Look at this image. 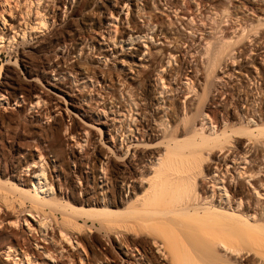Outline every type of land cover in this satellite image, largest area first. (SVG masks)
I'll list each match as a JSON object with an SVG mask.
<instances>
[{"label": "bare ground", "instance_id": "6f19581e", "mask_svg": "<svg viewBox=\"0 0 264 264\" xmlns=\"http://www.w3.org/2000/svg\"><path fill=\"white\" fill-rule=\"evenodd\" d=\"M190 1L194 0L175 4L171 0H47L43 10H36V28L46 27L50 33L40 39H37L38 34L30 35L28 39L32 42L24 44L19 53L29 78L40 79L47 75L45 83L55 91V98L46 94L48 99L43 98L36 87L22 83L15 74L7 76L6 85L16 93L27 91L23 102L28 101L29 107L35 99L49 104L43 117L54 118V121L35 132L32 149L36 148V152L22 148L23 145L14 146L15 154L21 159L15 162V167H9L8 180H5L9 185L0 183V255L8 259L13 257L11 264H39L37 251H42L45 264H77L71 251L78 249L84 233L93 241L90 248L85 249V245L82 251L87 253L88 250L97 264H264V214L259 212L256 219V212L252 215L247 208L242 211L223 208L211 200L215 191L211 195L207 192L208 177L214 184L223 182L222 173L218 172L222 167L224 169L218 163L221 157L225 160L231 154L241 159L256 151L258 146H264V99L256 114L257 121L239 118L238 122L235 116L238 106L233 105V116L229 100H221L224 94L216 95L220 90L215 88L212 80L221 69L224 56L233 53V47L241 39L233 42L220 38L211 42L206 38L200 45L204 49L201 53L204 69L196 65L190 67V60L188 63L183 61L185 52L182 55L176 44L181 43L182 48L188 44V38L180 39L174 29V19L163 21L155 10L164 13L163 7H168L176 15L179 10L188 11ZM207 4L206 0H196L195 8ZM63 8L71 12L66 22L62 19V15H66L62 13ZM123 10L126 16L121 18ZM167 18H170L169 14ZM139 19L144 21V27L139 24ZM1 21L2 25L8 22L5 18ZM118 21L127 28L126 33L116 36L117 26H108L117 25ZM53 25L57 27L51 30ZM85 28L95 33L105 29V33L95 38L84 33ZM78 35L82 39L76 40ZM24 36L25 33L21 37ZM3 38L1 33L0 42ZM15 38L10 37L8 41L11 43ZM148 40L160 44L153 49ZM137 41L141 42L137 44ZM104 42L111 48L119 46L114 54L126 47L119 61L113 63V67L119 66L117 75L91 68L92 58L97 59L94 61L97 64L110 55H103ZM48 52L54 54L43 56ZM178 53L180 59L175 60ZM35 54L43 55L36 65H32L30 56ZM140 57L145 58L139 62ZM73 60L75 62L69 64ZM174 62L179 63L176 76L182 78L179 81L184 82L185 94L167 99L161 72ZM125 64H128V72L120 75ZM52 77L68 80L51 84ZM79 78L88 81L89 85L102 84L101 89H114L116 93H98L95 98L101 100L94 107L80 108L78 104L88 101L92 91L75 95L73 83L80 82ZM189 91L196 95L186 101ZM34 95L38 98L34 99ZM65 98L79 115L92 114L90 118L99 110L98 103H108L104 113L107 110L115 114L110 124L99 122L102 114L95 115L100 128L112 131L110 137L113 140H116L115 133L122 131L118 144L114 148L108 147L115 158L109 157L106 149L97 147V141L96 144L89 141L83 154L73 149L76 145L82 147L79 141L71 145L72 149L64 148L63 133L68 132L70 138H74L81 132L87 134L91 128L86 125L84 127L88 129L80 130L74 124L68 126L64 118L69 119L71 115L65 114V117L63 108L59 107L61 99ZM122 99L124 104L120 103ZM50 106L59 116L55 117ZM213 106L216 111L212 110ZM67 110L68 106L65 113ZM251 124L256 125L252 128ZM246 142L251 143L247 151L244 149ZM119 150L121 152L117 153ZM130 158L136 159L135 162ZM44 161L47 163L41 165ZM48 165L51 173H48ZM72 165H76V172ZM217 173L219 177L214 178ZM261 173L259 167H251L245 173L240 169L237 177L249 175L253 178ZM25 174H30V178ZM230 180L232 182L233 177ZM231 182L221 184L219 192L233 201L251 205L245 184L232 186ZM257 185L263 187L264 180L251 183L255 193ZM8 209L15 210L19 216L14 217ZM20 223L26 227L25 234L18 237L4 233L19 227ZM32 233L40 236L32 240L29 238ZM56 233L62 239L59 240ZM100 233L106 236L104 242L98 236ZM64 241L71 245H64ZM106 241L111 248L104 247ZM47 243L60 245L61 252L50 249ZM65 246L69 250L64 255ZM18 251L22 258L17 261L20 253L14 254ZM84 259L79 255L77 261L94 264L89 258ZM6 260L2 257V261Z\"/></svg>", "mask_w": 264, "mask_h": 264}, {"label": "rangeland", "instance_id": "374dc122", "mask_svg": "<svg viewBox=\"0 0 264 264\" xmlns=\"http://www.w3.org/2000/svg\"><path fill=\"white\" fill-rule=\"evenodd\" d=\"M5 1H7V3H3L4 0H0V21L3 20L4 18L6 19V21H8V22H5L3 25H2V21L0 22V34L2 33V36L4 37L0 42V96H1L0 97V101H1L0 102V180H1L0 183L3 182L2 183L3 185L8 186L9 183L6 184L5 180L6 181L8 180L7 176L9 175L10 170L16 166L18 159H21L17 154H15L14 146L17 144L19 146L23 145L22 148L24 147V149L30 150L31 152L32 151L36 152L37 151L36 148L32 149V145L33 146L35 145V143H34L35 142V138H34L35 132L37 130H41L43 127H46L47 124H51L54 121V118H46V117L44 118L43 117V115L45 113L44 111L47 107H49V104H46V102L44 103V102L37 101L35 98H38V95H36V96L34 95L35 102H34V104H32V106L29 107L28 101H26L24 103L23 100L26 96V93L28 94V92L23 91L20 93H16V92H14V90H11V88L8 85H6L8 82L7 76L12 75V74L17 75L22 83H24V84L29 83L33 87H36L39 90L40 96H42L45 99H48V98H46V96H49V98L54 99L55 97L53 95H55L56 93L50 87H48V85L45 83V79H46L47 75L40 76V79L29 78V76L26 74V70L23 68V63L21 62L22 56L19 53L21 51L20 48H22V46L24 44H26L28 42L29 43L32 42L30 39H28V37L30 35L38 34L37 39H40V37L44 38L47 35H49L50 31L47 30L46 27H43V28L38 30L35 26L36 23H34V21L37 19V17L35 16L36 10L37 11L43 10V8L45 7V4L47 3V0H40V1L39 0H5ZM171 1H172V3H174V2L179 3V2L184 1V0H171ZM206 1H208V4L206 6L199 5V8H197V9L195 8L196 0L190 1L191 2L189 4L190 9H188V11L185 10V12L179 10V12L176 13V15L172 14L171 13L172 11H170L168 9V7H163L164 13L160 12V10H155V13L161 20H163V21L165 20L166 22L167 21L169 22L171 19H174V29H176V35L180 39H184L186 37L188 38V40H187L188 44L183 45L182 48H181V46H182L181 43L176 44V46L182 55H183V52H185V58H183L184 62L188 63L189 60L192 61V64H190V67L191 66L195 67V65H196L197 68L204 69V65H203L204 58L201 56V53L204 49L200 48V45L205 43L204 41L206 38L208 40H210L211 42L218 40L220 38H223L226 41L231 39L233 42L241 39L240 42L233 47V49L235 51L233 53H230L229 56H226V55L224 56V62L222 63L223 65L221 66V69L216 72L215 78H214V80H212V82H213V85L215 86V88L220 90L218 93H216V95H218L219 93L224 94V96L221 98V100L224 101V100L228 99L229 102L231 103L232 106H230L229 109L233 113V116H234L233 105L238 106V108H239L238 113H235L236 118H238L237 119L238 122H239V118H242L244 120L249 118L253 121H257L258 118H257L256 114L262 106V104H261L262 99H264V85H263L264 84V0H217L216 2H215V0H213V1L206 0ZM142 2H143V0H142ZM209 4H212V5H209ZM230 5H231V7H230ZM162 6H164V3L162 4ZM10 9H11V11H10ZM125 9L126 8H124V10ZM225 9L228 11V12H226L227 14L224 13ZM25 10H27L28 12ZM62 10H63L62 13L63 12L66 13V15H64V14L62 15L63 22H66V19L71 14V12H69L67 10V8L66 9L63 8ZM124 10H123V13L121 15V18H122V16H126V12ZM198 11H199V13H198ZM26 12L28 13V15H26ZM168 14L170 15L169 19L167 18ZM12 16H13V20H12ZM21 16H23V17H21ZM128 16L130 18V14ZM222 16H223V18H221ZM9 17H11V20H9ZM185 17H186V19H185ZM126 18H128V17H126ZM225 18H226V20H225ZM211 20L213 22H211ZM138 22L140 25H142L144 27V25H143L144 21L143 20L139 19ZM57 25H53L52 27H50V29L54 30L57 27ZM116 26L118 28L116 31V36H118L119 34L126 33L127 26H122L121 24H119V21L117 22V25L113 26V25L109 24L108 27H116ZM192 26H194V27H192ZM220 27H221V29H220ZM30 28L31 29L35 28V29L31 30ZM124 28H125V30H124ZM129 28H130V26H129ZM219 29H220V31H219ZM246 30H247V32H246ZM96 32L97 33L91 31L88 28L84 29V33H86L88 36L91 35L95 38H98L99 35L104 34L105 29H103V30L101 29L100 31H96ZM243 32H245V33H243ZM22 33H23V35L25 33L24 38H22L23 37ZM195 33H197V34H195ZM13 36H14V38L15 37L16 38L14 41L11 42L12 43L11 44L10 41H8L9 40L8 38L13 37ZM79 39H82V37H80L78 35L76 40H79ZM148 41H149V44L151 45L150 47H153V49H154V47H158L160 44V43L155 44V43L151 42L150 40H148ZM13 42H14V44H13ZM138 42H141V41H137L136 43L138 44ZM102 44L105 47L103 50L104 51L103 55L108 56V53L110 55L107 57L106 60L101 58L103 60H99V62L97 64L94 62L97 59L92 58L90 60V63L92 64L91 68L93 70H96L97 72H100L103 70L105 72H108V71L111 72L112 71L111 73H113L114 75H117L119 66L113 67V63H114V60H115V62L119 61L118 58L121 56V54L126 52V47L124 49H122L121 51H117L118 52L117 54H114V52H116V50H119L118 45L111 48L110 44L108 45V43H106V42H104ZM58 51L60 52V50H58ZM129 51L131 52L132 48ZM51 53L52 52H48V53H44L45 55H43V54L42 55L48 56V55L54 54V53H52V54ZM42 55L37 56V54H35V55L30 56L31 64L36 65L37 62L39 61V57ZM180 56H181L180 53H178V55H176V57H175V60L176 59L179 60ZM144 58L145 57H142V58L140 57V58H138V61L140 62V61L144 60ZM74 62H75V60H73L69 64H72ZM126 65H128V64L124 65V69L120 71V75H123L125 72H128V69H126ZM98 68L101 70H99ZM179 68H180L179 63L174 62V63H170L169 66H166V68L163 69L161 72V75L163 76L162 82H164V85H165L164 90L168 93L167 99L170 97H174V95H177V94H182V95L185 94L184 89L186 87L184 86V82L179 81V79H182V78L179 76H176V72L179 70ZM53 75H55V74H53ZM171 76H173V78ZM199 76H200V74H199ZM68 78H70V77H68ZM32 80L34 82H32ZM66 80H68V79L60 80L59 77H52L51 78V84H54V83L56 84V83L66 81ZM83 80H84L83 78H79L80 82L73 83V87L76 88L75 89V93H76L75 95H77V96L81 95L82 96V95H85L88 90H90V91H92V96L90 99H88V101H83L81 104H78L79 107L81 106L87 110H88V107H85V106L94 107L96 105L95 103L98 100H101L98 97L95 98V95H97L98 93L103 94V95H107L111 91H113L112 93H116V91H114V89H107V90L101 89L102 84H98V85L96 84L95 85L94 83L93 84L91 83V85H89L88 81H86V80L83 81ZM114 87L116 88L117 85ZM171 90H173L175 92L171 93L170 92ZM189 92H190V94H188L185 97L186 101L191 100L194 97V95H196L194 92H191V91H189ZM45 94H46V96H45ZM57 96L61 97V95L58 93H57ZM66 100H67V103H66ZM61 101L65 102V103H62ZM61 101L59 103V107H61V109L63 108V112L62 111L61 112L64 113V115L65 114L71 115V118H69V119L64 118V119H66L68 126L70 125V127H71L74 124V125H76L75 126L76 128L77 127L79 129L81 128L80 130H82L83 128H87V127H84L86 125L91 127L89 129L87 128L88 129L87 134L81 132L80 134H78L74 138H72V137L70 138L68 132L66 133L67 135L63 133V137L65 138L64 139V143H65L64 148L66 150L72 149L73 144H75L76 142L79 141L80 143H82V145H81L82 147L79 148L80 145H76L75 147H73V149H74V151L77 150V152L79 154H83L84 151L88 148V142L89 141H92V142L97 141V144L95 142L97 147H99V148L101 147L100 149H103V150L106 149V151H108L107 152L108 156L109 157L113 156V158H115L114 155H112V153H110V150L108 149V147L110 146V147L114 148V145L118 144V137L120 136L122 131L117 132L118 134L115 133L116 135L115 134L114 135L116 136V140H113V138L110 137V134H113L112 131H110V129L107 130L105 127L100 128L98 126L99 125L98 121H96V115H95L96 113L102 114L99 122L103 121V123L107 122L108 124H110L111 119H113V116L115 117V114L107 112L106 109H105L106 113H104V108L107 107L108 103H106V104H103L102 102L98 103V105L96 107H99V110L94 114L95 118L94 117L90 118V116L92 114L88 115L85 113H81L79 115L77 113L79 111L75 110L74 108H72L69 105L70 101L68 98L61 99ZM37 102H39V103H37ZM120 103L124 104L125 103L124 99H122L120 101ZM67 106H68L69 110H67L66 111L67 113H65L64 110H66ZM50 107L52 109V112L55 113V117L59 116V115H57L58 114L57 110L52 108V106H50ZM119 110H120V108H118V111ZM212 110L216 111V107L213 106ZM32 115H33V117H32ZM105 115H106V117H105ZM65 117H66V115H65ZM252 118H254V119H252ZM255 125L256 124H251L250 126H253L252 128H254ZM99 128L102 129V132ZM99 130H100V132H99ZM98 132H99V135H98ZM107 133H109V135ZM80 136L81 137L83 136L84 138L81 139ZM86 138H87V141L84 142L86 140ZM70 143H72V144H70ZM67 144L70 146L67 147L66 146ZM83 144H84V146H83ZM250 146H251V143L246 142L244 145L245 151H247L248 150L247 148H249ZM157 147H159V146H156L155 148H157ZM257 148L258 149L256 151L253 150L251 153L245 155L244 158L241 157V159H240V157H234L235 155L231 156V154L228 155V157L225 160H223L221 157V159L218 160V163H220L222 166H224V169L222 167L221 170L218 172L222 173V174H220L223 177L222 183L215 182V184H214L213 180L210 177L207 178V181H208L207 182V192H209V194L211 195V192L215 191L211 200L213 202L215 201L214 203L216 205L217 204L221 205L223 208L230 209L231 211H242L245 208H247V210H249L250 214H252V215H255L254 213L256 212V214H257L256 219H258L259 212L264 214L263 213L264 212V186L263 187H260L259 185L256 186L258 188V190L256 191L258 193V195H257V193H255L254 187L251 186V183L254 182V180H258V179L264 180V146H258ZM120 152H121V150L117 151V153H120ZM17 156L19 158H17ZM51 157L52 156H50L49 158H51ZM130 160L135 162L136 159L130 158ZM38 162H39V160H38ZM46 163H45V161H44V163L41 162V165H43V164L45 165ZM12 164H13V166H12ZM48 167H49L48 173L49 172L51 173L52 170H51L50 165H48ZM251 167H259L260 170L262 171V173L260 175L253 177V178H250L249 175H244L241 178L237 177L240 169H243V171L245 173L248 170V168H251ZM72 169H73V172H76V170H77L76 165H72ZM25 176H26V178H30L29 177L30 174L29 175L25 174ZM218 177H219V175L217 173V176L215 175L214 178H218ZM230 177H233L232 182L230 180ZM235 178L237 179V180H235L236 182H234ZM56 181H57V179H56ZM228 182L229 183L231 182L232 186H233V184L236 186L237 183H240L241 185L245 184L246 194H248L249 198H251V205H248L244 201H242V203L239 202V200L233 201V199L230 198V196H223L221 191L219 192V190H220L219 187L221 186V184L227 185ZM57 185H58V183H57ZM77 186L78 187L81 186L79 184V182H77ZM128 195H129V193H128ZM55 197H56V192H55ZM239 204H240V206H239ZM230 206H231V208H230ZM7 211L9 213H11L14 217L19 216V214H17V212L13 209L12 210L8 209ZM15 214H17V215H15ZM5 216H7V214H5ZM59 218L60 217L58 216V219ZM24 227H25V225L23 226V224L20 223L19 227H14V228L12 227L13 229L8 230V231L11 230L10 231L11 233L10 232H4V233L7 236L10 234H13L14 236L16 235V236L20 237L22 234H25L24 232L26 231V227L25 228ZM23 229H25V230H23ZM19 231H20V233H19ZM56 234H58V235H56V237L58 236L57 238H59V240L62 239V238H60L61 236L59 235V233H56ZM84 234L81 235L82 240L80 241L81 244L78 245L79 247L77 246L78 249L74 248L71 251V254L76 257L75 260L76 259L78 260L79 255H81L83 258H85V259L87 258V260L89 258L94 264H97L95 262L93 256H91L90 253H88V250H87V253L82 251L83 250L82 247H85V245H86L85 249H87V247L90 248L91 247L90 244L93 241V240H90L86 234L85 235ZM30 235L31 236H29V238L32 240H34V238L36 239L40 236L39 234H37L38 235L37 236L35 233L34 234L32 233ZM98 236H101L102 241L103 240L105 241L106 236L104 233L101 235L98 234ZM65 243H67V242L64 241V245H65ZM47 244L49 245L50 249H53V250L57 249L56 251L61 252V246L60 245H54L52 243H47ZM67 245H71V244L67 243ZM96 245H98V243H96ZM104 247H107V248L109 247L108 241L105 242ZM64 248H65V250L63 251V254L65 255L67 250H69V249L67 246H65ZM80 248H82L81 253L79 252ZM109 248H111V247H109ZM41 252L37 251V253L39 255L38 256L39 264H42V263L45 264L46 260H44V258L42 257ZM11 254H13V253H11ZM18 254H19V256H18ZM158 254H160V253H158ZM15 255L18 256L16 258L17 261H18V259L22 258L20 251H18L17 254L15 253L14 256ZM2 257L4 258V260H6V259L7 260L5 262L2 261ZM11 258H13V257H11ZM11 258L8 259L7 257L0 255V264H11L10 262H12V260H13ZM77 260H76V263L80 264V262H78L79 260L78 261ZM66 261L67 260H64L65 263H66Z\"/></svg>", "mask_w": 264, "mask_h": 264}]
</instances>
